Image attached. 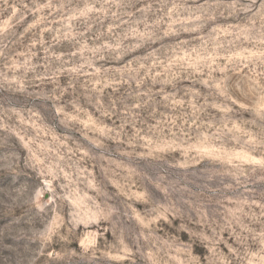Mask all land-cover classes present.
Returning <instances> with one entry per match:
<instances>
[{"label": "rangeland", "instance_id": "1", "mask_svg": "<svg viewBox=\"0 0 264 264\" xmlns=\"http://www.w3.org/2000/svg\"><path fill=\"white\" fill-rule=\"evenodd\" d=\"M0 264H264V0H0Z\"/></svg>", "mask_w": 264, "mask_h": 264}]
</instances>
